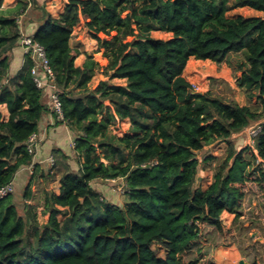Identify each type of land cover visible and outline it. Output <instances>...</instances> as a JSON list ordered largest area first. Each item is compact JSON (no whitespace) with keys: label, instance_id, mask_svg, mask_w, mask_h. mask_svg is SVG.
I'll return each mask as SVG.
<instances>
[{"label":"trees","instance_id":"1","mask_svg":"<svg viewBox=\"0 0 264 264\" xmlns=\"http://www.w3.org/2000/svg\"><path fill=\"white\" fill-rule=\"evenodd\" d=\"M28 4L19 0L0 10V187L32 163L29 139L50 110L28 54L9 74L22 36L18 16ZM241 7L264 12V0H68L59 17L42 10L33 38L55 73L63 112L58 122L74 131L77 169L67 167L58 192L46 191V223L30 203L21 214L13 192L0 197V264H197L202 240L223 227L221 214L239 215L248 182L264 196V14H227ZM81 18L111 59V77L125 78V85L104 80L89 88L99 62L89 54L76 66L70 45ZM153 30L173 35L155 38ZM234 52L243 55L238 86L262 109L196 91L184 74L194 62L221 63ZM126 118L129 133L110 131ZM260 120L255 144L237 151L230 137ZM216 139L229 141L228 154L214 181L194 190L197 152ZM110 179H123V205L92 186Z\"/></svg>","mask_w":264,"mask_h":264},{"label":"rangeland","instance_id":"2","mask_svg":"<svg viewBox=\"0 0 264 264\" xmlns=\"http://www.w3.org/2000/svg\"><path fill=\"white\" fill-rule=\"evenodd\" d=\"M67 1L29 0L27 8L21 11L22 13L18 16L22 36L27 35L25 25L29 23V16L38 20L43 15L42 10L46 8L49 12L51 11L54 17H59L64 11ZM37 3H40V6H35ZM227 14L229 16H237L238 14L252 16L262 15L264 12L249 7H241L232 9ZM100 35L104 37L103 34ZM151 35L155 38L169 39L173 34L163 30H153ZM131 39L132 37H129V40ZM19 44H21V39ZM71 44L74 46V54L81 52L87 58L91 54L99 62L95 69V75L89 83L90 89L96 88L104 80H107L110 84L125 85L127 83L125 78L111 77L113 72L111 59L104 55V48L99 46L98 40L92 36L87 26H85L83 18L74 27ZM242 60V53L234 52L221 63L200 64L194 62L184 74L194 85L196 91H211L214 96L226 97L229 100L234 99L240 104H252L262 109L256 96L251 99L248 98L245 90L238 86L237 78L242 71L237 69V64ZM108 103L107 101L106 104ZM261 121L263 120L251 123L244 130L234 133L230 137L237 151L255 144V135L260 129ZM131 129L132 122L129 118L117 119L110 125V131L117 136H124ZM228 149V140L216 139L197 152L200 165L193 186L194 190L206 189L214 181L215 173L226 158ZM14 161L15 157L12 159V162ZM50 168L46 172L40 169L33 180L27 178L25 184H21L19 190L13 191L14 202L20 207V213H24L25 216L26 209L24 205L30 203L41 224L46 223L49 219V213L44 211L46 191H59L61 185L59 175L62 170L52 168V166ZM45 173H49L52 177L49 178ZM122 180H97L92 181V186L100 192L103 199L123 205L125 202V184ZM253 184L251 181L247 184L246 196L240 201V207L238 208L239 215L223 212L221 214L222 229L220 231L212 229L207 234V238L202 240L204 248L198 254L199 261L197 264H264V196L260 192L255 193L253 191ZM27 187H30L31 191L29 196L27 195ZM58 216L60 219L64 218L62 214ZM153 247L157 249L159 256L165 255L166 250L160 243H154ZM242 261L244 263H241Z\"/></svg>","mask_w":264,"mask_h":264},{"label":"crops","instance_id":"3","mask_svg":"<svg viewBox=\"0 0 264 264\" xmlns=\"http://www.w3.org/2000/svg\"><path fill=\"white\" fill-rule=\"evenodd\" d=\"M18 3L19 0H3L1 9L7 11L9 9L15 8ZM28 19L30 20L29 23L25 25V33L27 35H33L38 26V22L37 20H35L34 17L31 16H29ZM70 45L72 48L74 47L71 44V40ZM26 55L27 53L25 52V49L21 46V44L13 48V51L11 52L12 60L9 69L10 75L13 76L20 70V68L25 62ZM86 59L87 57L85 56V54L81 52L79 54L76 53L75 65L83 66ZM49 92L50 89L46 88L43 94V98L45 99V102L47 103L50 110L47 111L46 114H44V116L39 122V129L37 132L39 136V141L35 146V154L33 156L32 163L29 165L21 166L16 172L15 177L13 179L14 191L19 190L21 184L23 183L24 185L26 179H29L32 174H34V179L40 169H43L44 172H46L47 170H49L50 166L55 169L59 168L60 170H62L59 177H61V175L64 173L68 166L77 169V164H75V159L73 158L74 151L72 146V143L75 142L74 131L71 130L65 122H58V120L60 119L57 117V114L52 112L50 107L51 104ZM2 110L4 115L8 116V110L5 105H2ZM55 149H59V151H54ZM50 157L54 158L56 166L53 167V165L50 164ZM46 174L47 173H45V175ZM48 177L50 178L52 176L49 175ZM27 190L28 194L31 195L30 187ZM56 192H58V190H56Z\"/></svg>","mask_w":264,"mask_h":264},{"label":"built area","instance_id":"4","mask_svg":"<svg viewBox=\"0 0 264 264\" xmlns=\"http://www.w3.org/2000/svg\"><path fill=\"white\" fill-rule=\"evenodd\" d=\"M21 44L22 47L25 49V52L33 61L31 74L34 82L36 83L37 87L43 92L46 90V88L50 89L49 98L51 110L52 112L57 114V117L59 119H63L62 106L60 102V89L56 84L55 73L51 67L49 58L46 53V49L40 42L36 41L33 38V35L22 36ZM38 141V133L32 134L28 142L30 152H33L35 150V146ZM72 146H75V142L72 143ZM49 161L52 165H54L55 161L53 157H50ZM13 190V182H10L0 187V197L8 195L9 193L13 192Z\"/></svg>","mask_w":264,"mask_h":264},{"label":"water","instance_id":"5","mask_svg":"<svg viewBox=\"0 0 264 264\" xmlns=\"http://www.w3.org/2000/svg\"><path fill=\"white\" fill-rule=\"evenodd\" d=\"M241 263H244L243 261Z\"/></svg>","mask_w":264,"mask_h":264},{"label":"bare ground","instance_id":"6","mask_svg":"<svg viewBox=\"0 0 264 264\" xmlns=\"http://www.w3.org/2000/svg\"><path fill=\"white\" fill-rule=\"evenodd\" d=\"M250 8V7H249ZM59 11V10H58Z\"/></svg>","mask_w":264,"mask_h":264}]
</instances>
